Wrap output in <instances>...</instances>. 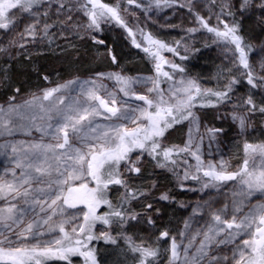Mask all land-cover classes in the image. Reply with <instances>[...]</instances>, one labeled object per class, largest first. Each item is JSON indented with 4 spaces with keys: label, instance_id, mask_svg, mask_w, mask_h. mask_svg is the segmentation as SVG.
Returning <instances> with one entry per match:
<instances>
[{
    "label": "snow or ice",
    "instance_id": "snow-or-ice-1",
    "mask_svg": "<svg viewBox=\"0 0 264 264\" xmlns=\"http://www.w3.org/2000/svg\"><path fill=\"white\" fill-rule=\"evenodd\" d=\"M210 2L218 7L215 26L208 23L211 16L205 18L195 10V0H114L112 4L103 0H0V30H14L17 19L24 14L32 18L23 31L17 33L22 40L26 37L34 40L40 35L41 39L47 38L49 43L52 42L53 34L50 30L56 26V22L41 25V17H49L50 11L57 17L63 11L65 18L59 23L73 30L83 27L88 32H98L101 30V22L114 21L126 29L136 48H142L156 61L154 69L157 74L155 78H145L151 83V87L147 89L148 93H154L151 98L149 95L135 93L132 86L139 82V78L115 72L98 73L89 80L76 78L57 83L43 89L40 95L33 94L23 104L15 103V96L9 97L6 105L0 104V131L11 134L13 118H30L33 124L39 118L44 121L39 130L54 141L31 146L36 151L27 168L32 169L37 176L22 173V179H0V200L5 202V206L0 207V264H50L52 261L74 264V257L82 258V264H100L96 248L91 246L92 242L103 239L115 245L118 238L124 241L129 252L136 254L135 264H159L165 253L168 254L167 264H264V205L253 208L240 219L235 214L230 218H222L227 206L214 213L213 225L204 233L203 239L191 255L189 249L192 248V240H189L187 247L181 249L176 237L167 230L160 231L152 242L144 238L137 240L125 231L130 222L137 221L142 216L149 225H154L155 221L147 213L150 210L159 213V209H153L152 203H144L141 212L131 207L132 201L147 198L151 190L156 188L155 181L148 188L134 186L132 183L142 172L141 160L145 154L155 161L156 167L167 169L181 181L200 180L198 174L203 172V176L209 178L202 183L204 188L239 178V182L250 191L264 192V143L245 141L242 164L236 170L229 171L223 161L219 170L211 162L205 166L199 155V148L192 149L190 132L183 146L165 142L166 133L184 121L198 127L199 117L193 111L198 104L201 107H215L216 104L231 99L230 93L234 86L241 82L232 74V68L222 69L227 75L226 83L220 90L202 89L193 78L180 77L175 80L169 71L163 70V66L168 65L173 72L180 73H184L185 69L169 61L161 53L166 51L180 56L177 48L181 42L176 41L174 45H170L155 38L150 32L146 33L139 25L134 32L125 18L126 15H136L134 11H130L133 6L145 14L162 4L166 7L186 8L195 17L199 27L213 33L216 40L224 45V50L232 53V66L239 70L246 83L252 89L264 92V58L255 66L250 62L249 55L253 51V45L241 34L237 18V13L239 17H243L246 13L259 11L258 22L264 27V0H238L236 4H233V0H220L218 5L217 0ZM53 4L56 5L55 9ZM73 11H81L88 18L87 24H69L73 19ZM197 30L196 27L186 29L190 34ZM137 32L141 40L146 42L143 46L136 40ZM92 39L98 44L105 43L95 36ZM15 43L13 40L11 46ZM24 46L23 43L19 45L21 48ZM184 50L187 52L189 49L185 46ZM108 54L115 63L116 57L110 49ZM180 59L187 57L180 56ZM159 77L172 82L166 90L160 87ZM105 78L117 81L121 86L119 90L125 96H134L136 100L143 101L144 106H117V96L103 85ZM44 79L47 80L48 77L45 76ZM15 91L19 92V89ZM72 92L76 95H71ZM209 97H214L215 102L207 99ZM242 107L244 114L233 113L232 118L238 121L243 133L250 125L251 115H264V103L258 105L252 95H248ZM22 109L30 110V117L25 116ZM98 118L111 123L101 124ZM129 123L133 126L130 127ZM207 131L211 138H215V134L222 130ZM12 151H17L15 146ZM134 152L137 155L133 156ZM185 153L195 159V165H190L186 158L181 159V154ZM257 156L260 158L259 165L253 163L250 169V160L254 162ZM185 165L187 168L181 176L176 169ZM16 166L22 167L20 162ZM189 168H194V172H190ZM12 175L15 177V172ZM42 177L48 178L46 189L33 190L32 181L43 183ZM113 185L122 189L116 202L108 196L109 188ZM179 186L183 187L182 184ZM34 191L39 195L34 194ZM19 199L32 206L33 212L39 209V212L46 213V217L25 223L23 210L12 203ZM158 199L170 201L173 198L163 192ZM64 205L70 208L83 205L84 208L79 214L63 217ZM102 207L106 210L100 212ZM58 212L61 218L53 221ZM78 218L80 222L74 223ZM98 222L109 230H102L97 234L94 229ZM41 224L47 226V233L55 235L49 239H40L44 236V232L40 230ZM113 224L120 229L116 236L110 231ZM221 234H225L224 238L217 240ZM13 235L15 240L12 239ZM29 236L33 238L32 242H28ZM164 240L169 242V246L162 249L159 244ZM225 243L234 246L231 258L212 254L213 245Z\"/></svg>",
    "mask_w": 264,
    "mask_h": 264
},
{
    "label": "rangeland",
    "instance_id": "rangeland-1",
    "mask_svg": "<svg viewBox=\"0 0 264 264\" xmlns=\"http://www.w3.org/2000/svg\"><path fill=\"white\" fill-rule=\"evenodd\" d=\"M103 1L109 4L114 3V0ZM219 2L220 0H217V5ZM237 2L238 0H233V4ZM55 7L56 5L53 4V9ZM195 10L205 18L211 16V19H208L210 26L217 24L215 13L218 11V7L212 5L210 0H195ZM233 10L235 11V9ZM130 11H134L136 15H126L125 18L133 31H136V27L139 25L146 33L150 32L155 38L170 45H174L176 41L181 42L177 51L180 56H186L187 59L181 60L180 56L166 51L161 53L166 59L185 69L184 73L173 72L168 65L165 66L164 71H169L175 80H179L180 77L193 78L202 89L220 90L226 83L225 76L227 75L222 69L231 67L232 74L241 81L234 86L233 92L230 93V100L218 103L215 107H201L198 104L193 109L199 117L198 127L194 123L184 121L170 129L165 137L167 144L183 146L190 132L193 142L192 149L199 148V155L205 162V166L211 162L219 170L223 161L226 162L229 171L236 170L244 159L243 144L245 141L254 144L264 143V115L260 113L251 115L249 117L250 125L242 133L238 121L232 118L233 113L244 114L245 110L242 105L248 95H252L256 104L264 103V92L252 89L246 83L240 76L239 70L232 66V53L224 50V45L216 40L213 33L199 27L195 17L186 8L166 7L162 4L159 8L153 7L152 11L147 14L140 9H135L134 6L130 8ZM259 15V11L246 13L243 17H239V13H237L240 26L243 27V30L240 27L241 34L244 35L247 42L253 45L249 59L254 66L264 58V51H262L264 49V27L258 22ZM64 18L63 11L59 17L52 11L49 12V17H41V25L45 22H56V26L50 30L53 34L51 43L47 38L41 39L40 35L34 40L30 37L20 39L17 33L23 31L24 26L32 21V18L27 14L17 19L14 30H0V49H3L0 51V104L6 105L11 96L16 97L15 103L23 104L33 94L40 95L43 89L53 87L57 83L76 78L89 80L95 78L98 73L115 72L139 78V82L132 86L137 95H149L150 98L154 96V93H148L147 89L151 87V83L145 80L147 77L155 78L157 76L153 64L154 59L131 48V40L127 31L119 29L113 21L101 22V30L98 32H88L83 27L73 30L71 27L59 23ZM72 18L69 24L76 23L83 26L88 22V18L81 11H73ZM192 27H196L198 30L190 34L186 29ZM92 36L105 43H95ZM13 40L16 43L11 46ZM21 43L25 45L23 48L19 47ZM185 46L189 49L187 52L184 50ZM109 49L116 57L115 63L112 62L108 54ZM45 76L48 77L47 80L44 79ZM159 79L160 87L165 90L172 83L163 77H159ZM102 82L109 91L114 92L117 96V106L124 108L144 106V102L136 100L134 96H125L119 90L121 86L117 81L105 78ZM17 88L19 92L15 91ZM71 95L75 96L76 93L72 92ZM207 99H212L215 102L214 97ZM22 111L25 116L30 117V110L22 109ZM98 122L101 124L111 123L103 118H98ZM43 124L44 121L39 118L36 119L35 124L30 118H13V123L10 125L13 128L11 134L0 131V179L7 181L22 179V173L38 175L32 169L27 168L36 151L31 146L54 143L48 135L39 130ZM129 126L133 125L129 123ZM207 129H221L222 131L217 132L215 138H211ZM13 146L16 147V152L12 151ZM132 155L135 156L137 153L134 152ZM185 158L190 165L196 164L193 157L186 153L181 154V159ZM17 162H20L22 167H17ZM141 163L143 165L142 172L134 178L132 183L134 186L148 188L155 181L156 188L151 190L147 198L141 197L139 201H132L131 207L137 212H141L144 203H152L153 209H159V213L151 210L147 213L155 221L154 225H149L144 216L129 223L125 231L137 240L144 238L148 242H152L160 231L167 230L170 235L176 237L181 249L187 247L189 240H192V248L189 249L191 255L203 239L204 233L213 225L214 213L227 206L222 218H230L235 214L237 219H240L253 208L264 205V192L250 191L239 182V178L230 182L217 183L215 187L210 185L204 188L202 183L207 182L209 178L204 177L203 172L198 174L201 177L200 180L181 181L167 169L156 167L155 161L147 154L142 157ZM253 163L259 165L260 158L257 156L254 162L250 160V169L253 167ZM185 168H187L186 165L176 171L182 176ZM188 170L194 172V168ZM13 172H15V177L12 175ZM47 179V177H42L43 183L34 180L31 187L33 190L46 189ZM180 184L183 187L179 186ZM25 187L28 186L25 185ZM121 191L119 186H110L109 199L116 202ZM163 192H167L173 199L170 201L159 200L158 197ZM34 194L39 195L35 191ZM12 203H16L18 208L23 210L25 223L46 217V213L39 212V209L33 212L32 206L25 204L23 199L14 200ZM4 206L5 202L0 200V207ZM83 208V205L74 209L64 205L63 217L79 214ZM105 210L106 208L103 207L100 209V211ZM60 218L61 215L58 212L57 216L53 217V221ZM79 222V218L74 221V223ZM186 224L187 227H185ZM46 228V225H40V230L44 232V236L40 239H49L55 235V233H47ZM102 230L109 229L98 222L94 231L99 234ZM110 231L113 236H116L120 229L113 224ZM9 235L12 234L9 233ZM224 235L221 234L216 239H223ZM12 239L15 240L16 237L13 235ZM32 241L33 238L29 236L28 242ZM91 246L96 248L100 264H135L136 254L128 251V247L122 239L118 238L115 245L105 242L103 239L94 240ZM168 246L169 242L166 240L159 244L162 249ZM233 247L232 244L227 243L213 245L212 254L231 258ZM167 256L168 254L165 253L160 258L159 264H167ZM76 258H73L74 264H80ZM50 264H64V262L52 261Z\"/></svg>",
    "mask_w": 264,
    "mask_h": 264
},
{
    "label": "flooded vegetation",
    "instance_id": "flooded-vegetation-1",
    "mask_svg": "<svg viewBox=\"0 0 264 264\" xmlns=\"http://www.w3.org/2000/svg\"><path fill=\"white\" fill-rule=\"evenodd\" d=\"M104 2V1H103ZM113 23L114 24H116L114 21H113ZM117 25V24H116ZM117 27L119 28V29H122L124 32L126 31L124 28H122V27H120V26H118L117 25ZM135 32V31H134ZM129 35V34H128ZM129 38H130V40H131V48H134L135 50H137L138 52H140V54H143V55H148L149 57H151L149 54H147V53H145L143 50H142V48H136L135 47V45L132 43V38H131V36H129ZM136 40L139 42V43H142V46L146 43V42H144V41H142L141 40V37H140V35H138V33H137V35H136ZM152 58V57H151ZM155 62L156 61H154V63L153 64H155ZM165 66H167V65H164L163 66V70L165 69ZM238 179V178H237ZM226 182H230V181H226ZM79 206V205H78ZM68 207V206H67ZM68 208H70V207H68ZM71 209H74V208H71ZM172 210V209H171ZM173 211V210H172ZM100 212H103V211H100ZM93 245H95V244H93ZM82 258H76V261H79L80 262V264H82Z\"/></svg>",
    "mask_w": 264,
    "mask_h": 264
},
{
    "label": "trees",
    "instance_id": "trees-1",
    "mask_svg": "<svg viewBox=\"0 0 264 264\" xmlns=\"http://www.w3.org/2000/svg\"><path fill=\"white\" fill-rule=\"evenodd\" d=\"M241 27V29L243 30V27L242 26H240Z\"/></svg>",
    "mask_w": 264,
    "mask_h": 264
}]
</instances>
